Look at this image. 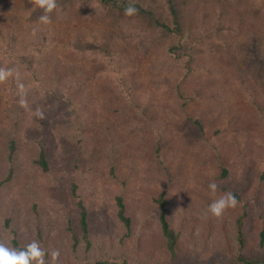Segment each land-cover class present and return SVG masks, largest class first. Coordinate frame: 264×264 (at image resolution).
I'll use <instances>...</instances> for the list:
<instances>
[{
	"label": "rangeland",
	"instance_id": "374dc122",
	"mask_svg": "<svg viewBox=\"0 0 264 264\" xmlns=\"http://www.w3.org/2000/svg\"><path fill=\"white\" fill-rule=\"evenodd\" d=\"M134 2L169 16L164 0ZM190 3L181 32L163 40L146 19L111 10L99 0H66L48 13V24L39 21L44 12L36 0H0V69L11 71L0 82V155L8 159L6 137L14 136L13 161L19 173L18 181L6 182L8 190L0 191V243L12 248L10 229L27 237L33 214L25 210L31 198L24 193L30 189L40 217L49 221V236L61 232L69 243L67 226L81 235V200L88 210L90 253L155 259L162 248L156 199L165 191L168 220L180 231L177 260H191L200 251L207 258L235 251L236 218L242 214L244 251L258 247L264 227V129L257 110L252 115L239 109L241 95L229 89L224 72L235 52L264 48V0ZM78 33L88 42L95 35L108 39L118 56L125 49L134 61L130 78L117 65L105 72L109 57L102 53L73 49L69 38ZM146 38L139 51L128 43ZM153 40L159 44L149 45ZM176 44L180 50L168 49ZM187 62L193 68L189 73ZM76 74L78 83L73 81ZM18 83L27 91L26 106L20 104ZM112 84L115 92L109 90ZM125 84L133 87L132 101L122 122L118 111L128 106ZM258 99H264V92ZM143 121L150 127L142 139L130 127ZM126 129L129 137L121 142L116 134ZM245 133L252 136V151L244 148ZM39 149L46 154L47 171L33 162ZM223 161L229 173L220 178ZM211 182L218 185L215 194L208 188ZM227 192L237 193L236 206L220 217L211 215L209 204ZM117 196L131 216L129 230L117 216ZM17 205L23 209L15 212ZM60 242L57 259L68 256L75 262L79 255Z\"/></svg>",
	"mask_w": 264,
	"mask_h": 264
},
{
	"label": "trees",
	"instance_id": "16d2710c",
	"mask_svg": "<svg viewBox=\"0 0 264 264\" xmlns=\"http://www.w3.org/2000/svg\"><path fill=\"white\" fill-rule=\"evenodd\" d=\"M12 1V0H11ZM105 7L111 9V10H124L129 3H131V0H99ZM165 4L167 5V11L169 16H163L162 14H155L152 9L148 7H144L139 2H134L135 7L138 9V12L135 14L136 16H139L141 19H146L151 26V29H157L160 31V35H162L163 40L171 37V35L179 34L181 31V27L186 22L187 18L190 17L188 15V12L190 11L191 7V1L193 0H164ZM66 0H57V6L60 7L63 4H65ZM55 10V9H54ZM262 28L264 30V25H262ZM122 32V31H121ZM69 38L70 46L73 49H76L78 51H90V53H102L104 56L109 57V61L103 64L104 66H108V69H106L105 72H111V68L117 65L122 71L126 72L125 76L126 78H130V73L134 69V61H129L127 58V52L125 49H123V56L120 54L118 56V53H114V48L110 46L108 39L102 38L97 39L95 35V39L90 40L89 42L86 39V36L78 33L75 37ZM149 38L146 39H140L137 40V42H133L132 39L128 41L129 44L132 45V48L135 51H139L140 47L148 42ZM107 40V41H106ZM162 40V41H163ZM132 41V43H131ZM254 43V42H253ZM157 40H153V42L149 45L156 46L158 45ZM170 51H178L180 50V45H170L168 47ZM188 48L187 50H189ZM246 53H243V55H239V53L235 52L228 61V68L224 72L225 82L230 84L229 89L234 91V93L240 94L241 97L238 98V102L241 105V108H239L242 111H248L251 112L253 115V111L256 112L260 121V128L264 129V99L261 101L258 99V96H261V93L264 92V85L259 86L261 78L264 76V48L258 46L253 47L250 51L244 50ZM115 54H117V57H115ZM174 54V53H172ZM49 55L46 53V56ZM175 55V54H174ZM177 56V55H176ZM180 56V54H178ZM106 61V59L104 60ZM187 69V72H191L193 68H191L187 62V66H185ZM63 71H58L60 80L66 81V77L62 78L60 77V74ZM128 73V74H127ZM78 74L73 77V81L77 82ZM64 77V76H63ZM131 84V83H130ZM124 91H122L125 101L127 102V105L122 106L124 110L118 111L119 120L123 122V118H125V111L126 108L131 105V87L128 84L124 85ZM131 88V89H130ZM109 90L113 92L115 90V87L113 84L109 87ZM228 90V89H227ZM263 90V91H262ZM120 91V92H121ZM115 92V91H114ZM201 95V90H196V97ZM261 102V103H259ZM234 121V120H233ZM148 121H143L140 126L135 125L133 127H130V130L121 131L119 134H116V138L120 140L121 142L128 139L129 135L128 132H133L135 136H139L143 139V135L145 134L146 130L150 127V125L147 124ZM149 123V122H148ZM194 123L200 126V122L198 119H194ZM234 123V122H233ZM115 124V120L112 124L109 126H112ZM152 128V126H151ZM155 131H157V127H154ZM243 130V129H242ZM128 136V137H127ZM248 133H245L243 135V141H244V148L246 150H253L251 149L252 140ZM7 148H8V159H4L3 156L0 155V191L8 190L3 186L6 182H9V184H13L14 182L18 181L19 173L16 171V167L14 164L16 163L13 161L14 159V153L16 151V138L14 136H7ZM113 140V139H112ZM136 140V139H135ZM126 144V143H125ZM245 150V151H246ZM38 157L36 158V156ZM46 154L42 149H39L37 151L35 160L36 164H39V166L44 170L47 171L49 168L47 166V158L45 156ZM33 160V158H32ZM10 164H8V162ZM17 165V164H15ZM232 165V164H231ZM221 173L220 178H224L229 173V167L227 164L224 163V161L221 163ZM16 173V174H15ZM15 174V175H14ZM261 179H264V169L261 175ZM8 184V185H9ZM2 186V187H1ZM3 188V189H2ZM225 188V186L223 187ZM75 184L73 186V193H75ZM26 193L30 196L31 202L30 207L26 206L25 210L28 212H32L33 216H31L30 222L27 225V237L24 236L23 238L20 237L19 231H16L15 229H10L12 233V238L10 240L11 247L22 250L25 249L26 246L31 243L32 241H37L42 249L45 251V264H52V258L51 253L53 251H57V247L60 241H62V244H65V239L62 238L63 234L60 232V234H57L56 236H49V228L50 225L47 220H42L39 214V203L35 200L36 196L33 192H30V189H26L24 195L26 196ZM165 191H162L159 196L157 197L156 201L159 207V220H160V226H161V232H160V238L158 247H162L158 254L160 257H156L155 259L151 256H147V258H139L137 256L133 257L134 255H130L127 253L118 254V256L114 258H109L107 254L101 255L100 253H90V227H89V221H88V210L87 207L82 203L81 200L77 201V207L79 210V216H78V222L80 226V232L81 235L78 236L77 232L75 230H72L71 226H67V229L71 235L68 238H71L72 240L65 244L67 247H69V253L72 252L75 255H79L76 258L75 262L68 261V256H63V258L56 259L55 264H113V263H127V264H246L251 262H257V261H264V227L259 231V245L255 250L252 251H244V245L246 242L245 237V230H244V215H239L236 218V229H235V239L237 240V248L235 251L231 252L229 255H224V257H203L201 256L202 252L198 253L195 252L192 254L191 260H177L178 255H180L179 246H180V231L175 229L171 222L168 220L167 215V206L169 204V199L165 196ZM235 198H238L237 193L232 192ZM15 203L22 204L20 201H14ZM116 206H117V216L119 220L123 223V225L126 227L127 230L131 228V216H129L126 213V204L123 200L122 196L116 197ZM24 207V205H23ZM21 206L17 205V208L14 209V211L22 210ZM42 214V213H41ZM44 219V217H43ZM9 222L10 219L4 220V225L6 228H9ZM46 226V228H45ZM31 232V235L29 236ZM66 232V231H65ZM128 234V232H125ZM24 234H22L23 236ZM35 239H33V236ZM24 240V241H22ZM84 243V247L80 245L81 243ZM155 242V241H154ZM9 243V244H10ZM52 247V249H50ZM82 250L83 255H85V258L80 259L79 250ZM135 250V249H134ZM135 253V251H133Z\"/></svg>",
	"mask_w": 264,
	"mask_h": 264
},
{
	"label": "clouds",
	"instance_id": "9594fccd",
	"mask_svg": "<svg viewBox=\"0 0 264 264\" xmlns=\"http://www.w3.org/2000/svg\"><path fill=\"white\" fill-rule=\"evenodd\" d=\"M36 4L39 8L43 9L44 14L39 17V21L44 24L51 22L48 13H51L57 8V0H36ZM138 12L135 7L134 0L124 9L125 15L133 16ZM11 75L10 70L0 69V82L5 81ZM17 88L21 96L20 104L26 106V100L24 97L27 95V91L23 83H18ZM42 116V113H38ZM211 193L215 194L218 185L215 182H211L208 185ZM237 204V200L232 192H227L221 195L219 198L214 199L208 206V212L216 217H220L227 208H234ZM59 256L58 251L51 253L52 264H55L56 259ZM0 264H45V251L42 249L37 241L29 243L25 249L18 250L10 248L4 243H0Z\"/></svg>",
	"mask_w": 264,
	"mask_h": 264
},
{
	"label": "water",
	"instance_id": "95a60500",
	"mask_svg": "<svg viewBox=\"0 0 264 264\" xmlns=\"http://www.w3.org/2000/svg\"><path fill=\"white\" fill-rule=\"evenodd\" d=\"M113 264H127V263H113ZM246 264H264V261L251 262Z\"/></svg>",
	"mask_w": 264,
	"mask_h": 264
},
{
	"label": "crops",
	"instance_id": "0c3cea01",
	"mask_svg": "<svg viewBox=\"0 0 264 264\" xmlns=\"http://www.w3.org/2000/svg\"><path fill=\"white\" fill-rule=\"evenodd\" d=\"M133 264H137V263H133Z\"/></svg>",
	"mask_w": 264,
	"mask_h": 264
}]
</instances>
